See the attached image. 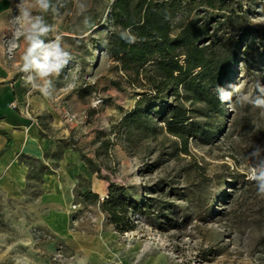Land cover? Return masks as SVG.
Listing matches in <instances>:
<instances>
[{
    "label": "rangeland",
    "instance_id": "374dc122",
    "mask_svg": "<svg viewBox=\"0 0 264 264\" xmlns=\"http://www.w3.org/2000/svg\"><path fill=\"white\" fill-rule=\"evenodd\" d=\"M84 2L83 14L76 0H53V8L42 13L53 29L47 38L60 35L74 57L51 77L53 88L45 95L26 85L19 70L27 47L18 11L21 0H0L5 67L22 82L25 98L35 95L47 106L46 119H38L41 128L98 168L91 180L77 179L61 210L71 234L65 239L41 222L49 206L40 202V178L48 168L30 160L21 194L0 192V264H264L258 244L264 235V198L247 179V153L255 144L264 146L261 110L236 102L229 108L226 101L219 117L215 111L208 117L191 112L194 121L220 130L208 142L189 138L185 147L157 120L154 113L160 107L151 110L155 136L124 135L118 124L137 97L123 81L120 88L111 82L119 75L106 48L113 30L112 0ZM233 2V23L224 33L231 31L241 43L223 89L236 84L239 92L254 96L256 81L264 83V0ZM109 183L123 187L127 198L154 199V215H135L134 231L116 232L99 207ZM86 189L98 199H82L79 194ZM163 215L172 217L175 226L156 228L154 217L164 222Z\"/></svg>",
    "mask_w": 264,
    "mask_h": 264
},
{
    "label": "trees",
    "instance_id": "16d2710c",
    "mask_svg": "<svg viewBox=\"0 0 264 264\" xmlns=\"http://www.w3.org/2000/svg\"><path fill=\"white\" fill-rule=\"evenodd\" d=\"M233 0H112L110 22L113 30L108 36V55L116 63L118 79L111 81L118 88L121 82L136 95L134 107L118 124L124 135L138 134L150 138L157 134L151 110L166 131L180 139L184 145L189 138L208 142L220 130L207 128L208 123L194 121L191 112L208 117L215 111L222 116L221 100L216 88H224L231 64L236 60L241 41L231 31L236 9ZM237 11L242 12L241 7ZM224 12V13H223ZM226 13L229 15L226 16ZM130 28L137 42L127 44L120 32ZM226 35V36H225ZM17 77H14L16 79ZM168 100H170L168 102ZM199 103L202 107L188 109ZM10 145L9 135L0 132ZM1 153V151H0ZM91 172H98L92 159L86 158ZM82 199L97 200V193L86 189ZM155 200L151 197L136 201L127 198L123 187L109 183L107 195L99 207L114 230L120 234L134 231L135 215H154ZM170 207H163L162 210ZM161 210V212H162ZM154 217L155 227L161 231L175 226L167 215ZM259 250L264 253V235L259 239ZM208 251V250H207Z\"/></svg>",
    "mask_w": 264,
    "mask_h": 264
},
{
    "label": "crops",
    "instance_id": "0c3cea01",
    "mask_svg": "<svg viewBox=\"0 0 264 264\" xmlns=\"http://www.w3.org/2000/svg\"><path fill=\"white\" fill-rule=\"evenodd\" d=\"M24 91L22 82L14 79V72L5 67L0 44V132L10 138L9 147L4 149L7 139L0 134V192L12 197L20 195L28 182V162L42 163L48 170L40 178V202L49 210L42 215L41 222L67 239L71 236L68 216L61 210L71 198L77 179L81 176L91 180L89 176L96 173L90 171L78 153L41 128L38 119H46L47 106L41 105L35 95L25 98ZM10 101H16L18 109L10 108ZM26 101L29 115L21 111Z\"/></svg>",
    "mask_w": 264,
    "mask_h": 264
},
{
    "label": "clouds",
    "instance_id": "9594fccd",
    "mask_svg": "<svg viewBox=\"0 0 264 264\" xmlns=\"http://www.w3.org/2000/svg\"><path fill=\"white\" fill-rule=\"evenodd\" d=\"M76 6L81 14L87 11L84 0H76ZM52 8L53 0H29L27 4L21 0L18 5L23 35L27 42V47L20 57L22 63L19 70L24 74L26 85L45 95L49 94L53 88L51 77L59 75L63 68L74 59L73 55L64 48L60 35L51 39L47 38L53 29L42 13H47ZM84 23L89 24L87 16ZM120 38L127 44L137 42V37L130 28L122 30ZM255 89L254 96L239 92L236 84H229L227 89L218 86L215 90L218 99L222 103L227 101L229 108L233 102L241 105L250 104L260 109L261 114L264 115V83L256 81ZM251 149L247 153V159L250 161L247 179L255 183L257 195L264 198V146L255 144Z\"/></svg>",
    "mask_w": 264,
    "mask_h": 264
},
{
    "label": "built area",
    "instance_id": "2783aa9c",
    "mask_svg": "<svg viewBox=\"0 0 264 264\" xmlns=\"http://www.w3.org/2000/svg\"><path fill=\"white\" fill-rule=\"evenodd\" d=\"M9 107L12 108V109H18V105L16 103V101H10L9 102ZM22 113L26 114V115H29V108H28V103L25 102L22 109H21Z\"/></svg>",
    "mask_w": 264,
    "mask_h": 264
}]
</instances>
